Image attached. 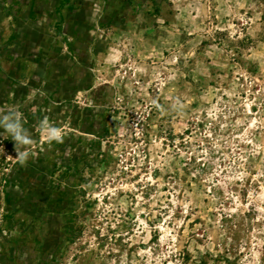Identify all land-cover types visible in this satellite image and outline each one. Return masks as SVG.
Segmentation results:
<instances>
[{
	"label": "rangeland",
	"instance_id": "374dc122",
	"mask_svg": "<svg viewBox=\"0 0 264 264\" xmlns=\"http://www.w3.org/2000/svg\"><path fill=\"white\" fill-rule=\"evenodd\" d=\"M0 264H264V0H0Z\"/></svg>",
	"mask_w": 264,
	"mask_h": 264
},
{
	"label": "clouds",
	"instance_id": "9594fccd",
	"mask_svg": "<svg viewBox=\"0 0 264 264\" xmlns=\"http://www.w3.org/2000/svg\"><path fill=\"white\" fill-rule=\"evenodd\" d=\"M49 141L51 140H57V141H60L61 139V135H60V130L59 129H52L51 132L49 133ZM18 158V161L21 165H24L26 163V160L28 158V153H25V154H21V155H18L17 156Z\"/></svg>",
	"mask_w": 264,
	"mask_h": 264
},
{
	"label": "crops",
	"instance_id": "0c3cea01",
	"mask_svg": "<svg viewBox=\"0 0 264 264\" xmlns=\"http://www.w3.org/2000/svg\"><path fill=\"white\" fill-rule=\"evenodd\" d=\"M64 22V19H61Z\"/></svg>",
	"mask_w": 264,
	"mask_h": 264
}]
</instances>
